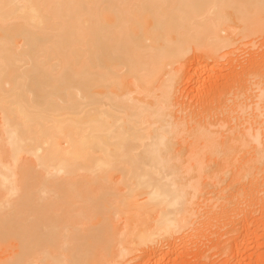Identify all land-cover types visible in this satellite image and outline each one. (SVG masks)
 Instances as JSON below:
<instances>
[{
	"label": "bare ground",
	"instance_id": "obj_1",
	"mask_svg": "<svg viewBox=\"0 0 264 264\" xmlns=\"http://www.w3.org/2000/svg\"><path fill=\"white\" fill-rule=\"evenodd\" d=\"M262 204L264 0H0V264H165Z\"/></svg>",
	"mask_w": 264,
	"mask_h": 264
},
{
	"label": "rangeland",
	"instance_id": "obj_2",
	"mask_svg": "<svg viewBox=\"0 0 264 264\" xmlns=\"http://www.w3.org/2000/svg\"><path fill=\"white\" fill-rule=\"evenodd\" d=\"M260 39H263V38H260ZM252 48H254V49H250V51H248L249 49L245 50L247 56L249 54H252L251 52L256 53L259 51V49H256V47H252ZM243 55L246 56L245 54H242V57L240 60H243ZM223 62H225V60H223ZM191 65H194V64L192 63ZM224 65L226 66L227 63L225 62ZM192 69L191 70L189 69V71H192ZM206 77H207L206 75H203V78H206ZM199 80H202V79H200V78L197 79V82H199ZM195 83H196L195 79L192 80L189 78H187L185 80V83H184V86L186 87V91L190 92V94H192V96L194 95L193 93H195L196 87H199L198 84L194 85ZM192 86H194V87L192 88ZM190 96L191 95H189V97H187V100H189V99L191 100L192 96L191 97ZM224 184H225V182H224ZM229 213L233 214L231 217H234V215H237V219L233 221L229 216L228 218L226 217L227 218L226 220H224V218H218V219L224 220V221L219 220L220 221L219 222V221H217L216 218L209 219V217L211 218V216L216 217L215 215H212L213 213H211V215H207L208 217H206V218H208V219L207 220L204 219L205 222L206 221L209 222V220H214L216 223H219L221 225L219 226V224H218V226H217V224L215 225V222H209V224H207L208 222L207 223L204 222L206 225L200 224L202 226H200V229L198 231H196L197 233L193 231L194 236L192 237L191 235H189L190 237H192L191 240H189L190 238L186 239L187 242L189 241L188 243L186 242L188 247H186L185 249H180L183 251L179 250L180 253H182V255L178 256L175 253L168 255L167 256L168 258L166 257V259H165L166 260L165 264H259L260 263V258H259L260 256H263L262 260L264 262V241L260 240L258 244L251 243L253 241V235L251 234L252 230L256 229V227L258 226L257 222L264 220V204L254 208L253 211L249 214V216L245 220L243 218H241L243 215L242 213H241L242 214L241 217H239L240 216L239 214H236L237 211L235 213V211L232 210V212L230 211ZM229 218L231 219L230 223H232V221L234 222V226H233L234 228L232 227V232L230 231L232 234H233V232H234L233 230L235 228L239 229V227H240L239 232L240 231L243 232L245 235L243 233L242 234L248 239L250 237L246 248L241 250L242 252L240 251V255L239 254L237 255L241 258V260L239 259V261H236L238 258H235L233 253H232L233 251L230 250L231 246L229 245L230 244L229 242L232 239H229V234L228 235L226 234L227 232L230 233L228 230L231 229L229 226H227V225H229V223L227 222V220ZM234 218H236V217H234ZM238 219H240L239 220L240 226L237 225ZM241 220H243V222ZM225 221L228 223L226 225V227H225V223H226ZM245 222L251 228V231L249 233L244 231L243 227H242L243 229L241 230L242 223H245ZM230 226H232V225H230ZM239 232H237V233H239ZM198 233H200V234L197 236ZM231 233H230V236L232 235ZM195 234H196V236H195ZM189 236L187 235V237H189ZM190 243H191V245H190ZM242 253H244V254H242ZM241 255L243 256V258L241 257Z\"/></svg>",
	"mask_w": 264,
	"mask_h": 264
}]
</instances>
